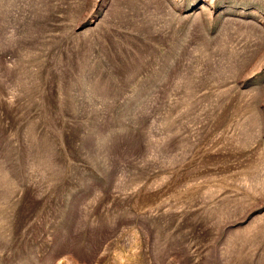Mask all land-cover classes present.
Segmentation results:
<instances>
[{"label": "rangeland", "instance_id": "374dc122", "mask_svg": "<svg viewBox=\"0 0 264 264\" xmlns=\"http://www.w3.org/2000/svg\"><path fill=\"white\" fill-rule=\"evenodd\" d=\"M0 264H264V0H0Z\"/></svg>", "mask_w": 264, "mask_h": 264}]
</instances>
